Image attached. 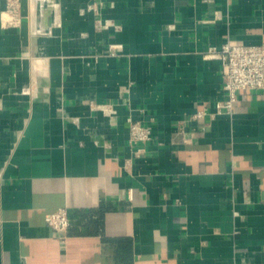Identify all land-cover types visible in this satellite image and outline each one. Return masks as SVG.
<instances>
[{
    "label": "crops",
    "instance_id": "0c3cea01",
    "mask_svg": "<svg viewBox=\"0 0 264 264\" xmlns=\"http://www.w3.org/2000/svg\"><path fill=\"white\" fill-rule=\"evenodd\" d=\"M227 41L264 44V0H0V264H264V91L218 111Z\"/></svg>",
    "mask_w": 264,
    "mask_h": 264
},
{
    "label": "built area",
    "instance_id": "2783aa9c",
    "mask_svg": "<svg viewBox=\"0 0 264 264\" xmlns=\"http://www.w3.org/2000/svg\"><path fill=\"white\" fill-rule=\"evenodd\" d=\"M20 0H7L8 11L17 16ZM122 47L111 44L112 53ZM209 56L221 60L223 75V90L226 98L222 101L218 111L230 112L238 99V93L245 89L264 91V44H245L225 42L220 48L210 47ZM208 114L202 109L195 114L196 118H203ZM151 138V126L141 120H134L130 125V141L132 143L146 142ZM46 222L63 236L70 232L71 220L66 208H60L46 215Z\"/></svg>",
    "mask_w": 264,
    "mask_h": 264
},
{
    "label": "rangeland",
    "instance_id": "374dc122",
    "mask_svg": "<svg viewBox=\"0 0 264 264\" xmlns=\"http://www.w3.org/2000/svg\"><path fill=\"white\" fill-rule=\"evenodd\" d=\"M98 21H100V19H99ZM110 46H111V45H110Z\"/></svg>",
    "mask_w": 264,
    "mask_h": 264
}]
</instances>
